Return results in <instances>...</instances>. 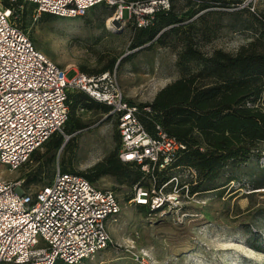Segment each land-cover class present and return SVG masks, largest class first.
Returning a JSON list of instances; mask_svg holds the SVG:
<instances>
[{"label": "rangeland", "instance_id": "1", "mask_svg": "<svg viewBox=\"0 0 264 264\" xmlns=\"http://www.w3.org/2000/svg\"><path fill=\"white\" fill-rule=\"evenodd\" d=\"M169 4L182 19L180 25L192 23V41L204 56L215 50L234 55L254 42L258 20H264V0H253L254 11L224 10L209 0H169ZM201 5L207 7L200 9ZM21 6V28L37 49L66 71L68 79L113 72L117 86L133 104L151 103L165 85L200 68L194 62L185 66L178 62L182 47L176 38L163 47L145 49L146 44L131 49L132 25L108 27L113 9L106 5L77 18L38 14L30 3ZM110 65L111 70L103 71ZM76 115L83 129L61 131L64 147L56 151L42 147L15 170L0 164V179L20 181L22 190L31 191L57 170L86 172L117 150L119 135L112 115L82 105ZM255 152L259 155L227 165L215 179L199 180L198 195L176 213H149L127 203L133 193L131 177L126 181L104 175L92 181L114 191L121 210L108 223L112 243L77 264H264V142ZM132 171V167L123 169L126 175L132 176ZM149 181L148 176L142 179Z\"/></svg>", "mask_w": 264, "mask_h": 264}, {"label": "built area", "instance_id": "2", "mask_svg": "<svg viewBox=\"0 0 264 264\" xmlns=\"http://www.w3.org/2000/svg\"><path fill=\"white\" fill-rule=\"evenodd\" d=\"M4 1L30 3L38 14L59 18L84 17L89 9L105 4L113 9L106 24L118 28L148 26L158 8H169V1L0 0V164L18 169L61 131L69 113L67 92L79 88L109 107L119 135L118 159L150 179L133 186L127 203L159 215L181 211L184 202L198 195L191 188L200 180L194 168L174 165L186 145L159 125L153 134L144 128L138 106L123 95L115 73L68 79L64 69L33 45L18 25L21 17L3 7ZM252 2L243 0L237 8L254 11ZM113 192L78 173L60 170L31 191L22 190L20 181L0 179V264H77L98 254L112 243L108 223L121 210Z\"/></svg>", "mask_w": 264, "mask_h": 264}, {"label": "trees", "instance_id": "3", "mask_svg": "<svg viewBox=\"0 0 264 264\" xmlns=\"http://www.w3.org/2000/svg\"><path fill=\"white\" fill-rule=\"evenodd\" d=\"M209 1L224 10L245 8L251 11L248 7L237 8V4L243 0ZM22 4L20 1L12 3L4 1L3 7L13 9V12H17L23 18V10L18 7ZM101 5L105 4L98 6ZM206 7L201 5L200 9ZM172 10L170 4L168 9L158 8L154 12L152 23L148 26L139 28L132 25L130 48L136 49L146 44L148 45L144 47L145 49L163 47L168 45V39L176 38L182 47L178 52V62L183 66L194 62L199 64L200 68L165 85L151 103L137 105L138 118L150 134H153L156 125H159L168 135L186 145V149L174 163L175 166L192 167L198 173V179L212 180L227 165L241 164L248 161L251 155H259V152L255 151L258 144L264 142V20H258L260 27L254 42L241 48L234 55L215 50L210 56H204L195 48L192 41V23L180 25L182 19L173 14ZM42 14L55 16L49 13ZM121 61L122 59L119 63ZM112 66L103 71L111 70ZM103 73L113 72L87 76H98ZM67 105L69 113L61 129L67 134L83 129V123L76 115V108L79 105L88 109H98L103 113L109 111L107 105L94 100L85 91L75 87L67 92ZM61 131L54 132L40 148L47 147L51 151H56L64 147ZM117 150L110 153L103 162L78 174L91 182L101 176L110 175L118 179L125 178L126 181L131 177L133 186L136 183L142 184L144 173L132 163L121 162L117 157ZM126 167L133 168L132 176L123 172ZM52 176L53 174L47 175L43 184ZM198 188L199 184L193 186L191 192H197ZM55 264L66 263L57 260Z\"/></svg>", "mask_w": 264, "mask_h": 264}, {"label": "bare ground", "instance_id": "4", "mask_svg": "<svg viewBox=\"0 0 264 264\" xmlns=\"http://www.w3.org/2000/svg\"><path fill=\"white\" fill-rule=\"evenodd\" d=\"M106 25H107L108 27L110 26V24H109V23H107Z\"/></svg>", "mask_w": 264, "mask_h": 264}]
</instances>
